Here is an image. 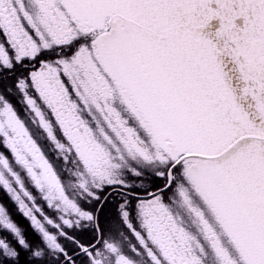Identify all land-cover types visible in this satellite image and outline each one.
I'll return each instance as SVG.
<instances>
[{"label": "snow or ice", "instance_id": "1", "mask_svg": "<svg viewBox=\"0 0 264 264\" xmlns=\"http://www.w3.org/2000/svg\"><path fill=\"white\" fill-rule=\"evenodd\" d=\"M0 264H264V0H0Z\"/></svg>", "mask_w": 264, "mask_h": 264}]
</instances>
